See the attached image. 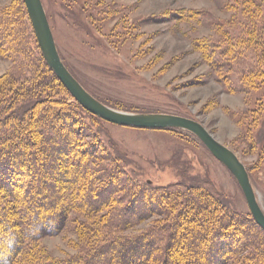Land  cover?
Masks as SVG:
<instances>
[{
	"label": "rangeland",
	"instance_id": "obj_1",
	"mask_svg": "<svg viewBox=\"0 0 264 264\" xmlns=\"http://www.w3.org/2000/svg\"><path fill=\"white\" fill-rule=\"evenodd\" d=\"M41 1L63 64L92 95L121 111L180 114L204 124L244 163L264 211V55L260 54L262 46L256 42L248 6L244 7L239 0ZM27 15L23 0H0V34L4 32L6 37L3 40L0 36L3 78L18 69L20 63H26L27 55L36 60L30 63L33 73L43 75L40 67L46 60ZM20 47H23L21 52ZM219 49L223 53H217ZM227 63H234L237 72L233 74L227 69ZM253 65L255 69L239 79L241 70L248 71ZM59 83L51 87V93L58 99L71 101L73 96ZM10 92L0 89V97ZM44 96L32 98L18 113H28V108L31 110L37 103L32 108L36 113ZM77 107L70 106L69 110L78 119L75 126L82 128L80 146L91 143L90 150L98 155L94 167L115 157L120 170L126 171L136 183H150L167 192H175L176 183L206 180L226 207L252 218L232 172L195 133L179 127L115 124ZM96 175L100 178L90 175L80 197L84 193L93 194L97 201L90 198L87 203L91 205L79 206V200H72L60 231L35 239L32 248H26L29 257L23 258L26 255L21 253L16 261L34 264L45 262L47 257L64 259L78 255L95 241L89 228L95 224L96 215L87 216L82 208H98L106 199L125 196L118 189L121 184L110 193L94 194L88 183L92 189L100 190L103 182L108 181L107 174ZM59 185L58 192L67 188L66 193H71L68 184ZM107 209L98 211L97 215H103ZM161 218L155 212L149 218L136 220L129 226L122 224L113 231L124 238L132 237L145 233ZM17 224L16 221L10 230H17L20 225ZM83 224L89 227L86 229ZM104 226L103 222L97 231H106ZM248 230L250 235L258 231ZM5 243L0 244V250H6ZM192 246L183 243L177 252L195 249L196 245ZM157 260L149 259L144 264H159ZM181 260L170 264L187 263L184 258Z\"/></svg>",
	"mask_w": 264,
	"mask_h": 264
},
{
	"label": "trees",
	"instance_id": "obj_2",
	"mask_svg": "<svg viewBox=\"0 0 264 264\" xmlns=\"http://www.w3.org/2000/svg\"><path fill=\"white\" fill-rule=\"evenodd\" d=\"M239 1L251 10L256 42L262 46L260 54L264 55V0ZM0 36L6 40L4 32ZM216 51L223 53L220 49ZM26 60L4 78L0 76L3 81L0 89L11 91L10 95L0 97V244L6 242V250H0V264H27L16 261V256L24 253L23 258L29 257L25 252L29 246L32 248L31 242L59 232L68 218L72 200H79V206L91 205L87 203L90 198L97 201L93 194L84 193L80 197L90 175L98 178L97 173L102 177L107 174L108 181L103 182L100 190L92 189L88 183L94 194L110 193L121 184L118 189L125 196L106 199L98 208H82L87 216L96 215L95 224L89 228L95 241L78 255L60 260L47 257L45 262L34 264H144L149 259L170 264L182 258L186 264H264V230L253 218H245L226 207L217 199L210 182L197 179L192 184L180 182L176 183L175 192H167L150 183H136L126 171L120 170L115 157L94 167L98 155L90 150L91 143L80 146L79 137L84 135L82 128L75 126L78 119L69 107L85 109L73 98L68 102L51 93V87L60 84V80L47 62L43 61L40 67L43 75L39 76L30 65L35 59L27 55ZM214 63L219 69L217 60ZM226 66L233 74L237 72L234 63ZM253 69L254 65L248 71L241 70L239 79ZM43 94L46 96L40 100L41 108L36 113L32 108L37 103L26 110L28 113H18L26 102ZM63 183L70 186L71 193H66L67 188L57 191ZM104 209L107 211L103 215H97ZM155 212L162 218L145 233L125 238L115 235L113 230L120 229L122 224L129 226ZM16 221L20 224L16 226L18 229L10 230ZM103 222L106 231H97ZM253 228L258 231L250 235L248 229ZM24 242L29 245H23ZM183 243L196 247L177 252Z\"/></svg>",
	"mask_w": 264,
	"mask_h": 264
},
{
	"label": "water",
	"instance_id": "obj_3",
	"mask_svg": "<svg viewBox=\"0 0 264 264\" xmlns=\"http://www.w3.org/2000/svg\"><path fill=\"white\" fill-rule=\"evenodd\" d=\"M39 48L56 77L71 93L73 98L90 113L115 124L134 127H175L195 133L211 154L218 158L238 181L245 195L247 206L255 222L264 230V211L249 179L248 170L236 153L215 138L201 122L180 114L134 113L114 109L97 100L69 71L59 54L43 3L41 0H23Z\"/></svg>",
	"mask_w": 264,
	"mask_h": 264
}]
</instances>
